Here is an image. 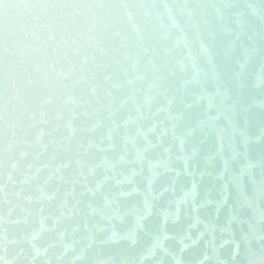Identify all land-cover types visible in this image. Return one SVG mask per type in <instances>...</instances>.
Returning <instances> with one entry per match:
<instances>
[{
    "label": "water",
    "instance_id": "1",
    "mask_svg": "<svg viewBox=\"0 0 264 264\" xmlns=\"http://www.w3.org/2000/svg\"><path fill=\"white\" fill-rule=\"evenodd\" d=\"M0 264H264V0H0Z\"/></svg>",
    "mask_w": 264,
    "mask_h": 264
}]
</instances>
